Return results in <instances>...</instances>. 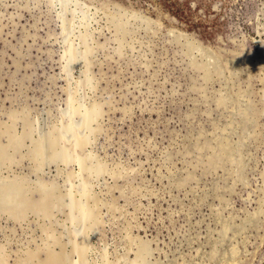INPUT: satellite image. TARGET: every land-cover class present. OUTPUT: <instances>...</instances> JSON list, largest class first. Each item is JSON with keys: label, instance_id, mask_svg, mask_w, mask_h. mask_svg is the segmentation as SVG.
Segmentation results:
<instances>
[{"label": "rangeland", "instance_id": "obj_1", "mask_svg": "<svg viewBox=\"0 0 264 264\" xmlns=\"http://www.w3.org/2000/svg\"><path fill=\"white\" fill-rule=\"evenodd\" d=\"M48 263L264 264V0H0V264Z\"/></svg>", "mask_w": 264, "mask_h": 264}, {"label": "bare ground", "instance_id": "obj_2", "mask_svg": "<svg viewBox=\"0 0 264 264\" xmlns=\"http://www.w3.org/2000/svg\"><path fill=\"white\" fill-rule=\"evenodd\" d=\"M78 3V2H77ZM137 17V16H136ZM98 113V112H97ZM72 128V127H71ZM74 128V127H73ZM70 129V128H69ZM76 130V129H75ZM70 132H71V130H69ZM72 131H73V129H72ZM67 132V131H66ZM69 134V133H68ZM73 136V135H72ZM77 137H78V135H77ZM75 139V138H74ZM79 139V141H80V138H78ZM73 140V139H72ZM57 141V140H56ZM85 141H87V140H85ZM83 144H84V142H83ZM86 145V144H85ZM55 147V146H54ZM65 147V146H64ZM67 150V149H66ZM76 151V150H75ZM82 161H84V160H82ZM10 198V197H9ZM32 202V201H31ZM48 202H49V200H48ZM21 206H23V205H21ZM20 206V207H21ZM30 206V205H29ZM48 207V206H47ZM41 208V207H40ZM45 209H46V207H44ZM45 209H42V210H44L45 211ZM87 217H89V216H87ZM89 229V228H88ZM85 239V238H84ZM85 244V243H84ZM57 263V262H56ZM56 263H51V264H56ZM139 263V262H138ZM49 264V263H48ZM141 264V263H140Z\"/></svg>", "mask_w": 264, "mask_h": 264}]
</instances>
